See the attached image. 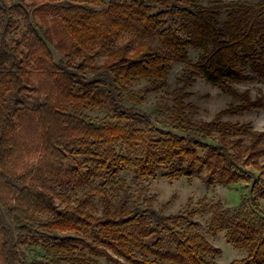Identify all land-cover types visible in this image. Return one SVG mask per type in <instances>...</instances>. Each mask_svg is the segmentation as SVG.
I'll return each mask as SVG.
<instances>
[{"label": "trees", "instance_id": "trees-1", "mask_svg": "<svg viewBox=\"0 0 264 264\" xmlns=\"http://www.w3.org/2000/svg\"><path fill=\"white\" fill-rule=\"evenodd\" d=\"M60 1L0 4V264H99V258L109 264H220L213 259L220 250L190 222L189 216L203 210L165 216L147 204L110 196L107 187L126 193L120 178L126 170L146 180L169 168L172 179L197 173L209 184H251V192L264 200V132L222 121V114L194 122L185 103L186 89L202 77L239 99L240 110L263 107L261 99L239 94L232 85L264 75V0L216 2L212 8L189 1L110 0L106 9L93 7L103 0ZM46 10L55 11L71 39L65 65L52 64L33 24ZM21 24L25 30L17 39ZM124 36L129 41L119 45ZM189 48L202 52L196 63ZM102 54L106 60L98 64ZM243 62L252 63L255 74ZM174 63L185 65L186 73L167 107L171 130L153 127L149 115L119 102L116 123L90 122L84 114L138 81L149 86L130 97L144 103L148 92L166 87ZM38 70L50 74L57 89L43 103L31 94ZM28 113L43 125V158L31 165L17 141ZM118 145L136 156L118 153ZM84 188L90 192L81 197L69 193ZM97 196L100 215L90 209ZM226 223L217 215L212 225ZM236 228L245 232L248 255L230 264H264V236L250 225ZM165 237L169 250H162ZM25 248L44 255L29 260Z\"/></svg>", "mask_w": 264, "mask_h": 264}, {"label": "rangeland", "instance_id": "rangeland-1", "mask_svg": "<svg viewBox=\"0 0 264 264\" xmlns=\"http://www.w3.org/2000/svg\"><path fill=\"white\" fill-rule=\"evenodd\" d=\"M70 1V0H68ZM102 6H93L97 9H106L110 0H103ZM189 1L196 5L204 7H215L219 2L223 5L232 2L257 3L258 0H176ZM18 4L19 0H0V4ZM61 0L60 3H64ZM220 21L227 20V10H220ZM33 24L40 28L41 36L46 41L53 57L52 64L65 65L67 62L66 54L69 52L71 39L67 33L64 23L56 16L55 11L46 10L40 16L33 20ZM20 30L15 33L18 39L20 32L25 30L24 24L19 25ZM129 38L124 36L118 43L119 45L128 42ZM189 59L196 63L202 56V52L189 48ZM106 56L102 54L97 58L98 64H103ZM249 73H254L252 63L242 64ZM38 66V65H36ZM39 71V70H38ZM186 73V66L181 63H174L166 79V87L159 91H150L144 96V103H134L130 94H139L149 86L146 81L133 83L126 91H120L119 97H109L103 108H85L84 114L90 122H111L116 123L114 117V105L119 102L124 107L133 109L139 113H145L152 119L153 127L171 130L168 124L167 107L172 106L175 91L182 86L179 82ZM92 78L91 74L87 75ZM104 78H98L103 80ZM34 86L37 90L31 93L42 103L48 97H56L57 89L54 80L47 72H36L33 76ZM112 84L111 80H108ZM113 85V84H112ZM232 88L239 94L250 93L252 100L261 99L263 107L243 111L238 109L241 105L239 99L228 93L225 89L207 83L202 77H197L195 81L186 89L187 111L194 122H210L222 114L221 120L240 125H250L256 131L264 132V75H258L254 82H245L233 84ZM117 93V94H118ZM116 94V95H117ZM144 127V126H143ZM43 125L37 115H26L22 122V130L18 135V143L25 149L26 161L30 165L38 162L42 157L43 148ZM117 152L130 158L136 154L126 149L122 145L116 147ZM81 157H79V160ZM69 164V163H68ZM171 171L165 168L158 172L154 177L146 180H138L132 170H126L120 175V178L126 182L125 191L115 187L108 186L110 196L120 195L125 197L131 204H147L158 213L165 216L190 215L195 210H203L195 216H189L190 222L199 225L197 230L209 243L220 250V254L213 259L220 264H230L235 260H241L248 255V247L243 242L244 230L236 228L239 225H250L251 230L258 237L264 236V200L257 198L251 192L252 185L239 183L231 186H223L219 183L209 184L205 176L193 173L191 176L172 179L169 177ZM103 181L97 182L96 186L102 187ZM90 192V188L78 189L75 192H69L73 198L81 197ZM91 211L100 215L102 212L100 199L95 197L90 207ZM221 216L226 220L223 227L213 228V219L215 216ZM187 231V224L181 227ZM157 237L151 239L156 242ZM166 246L162 250H169L170 241L165 237ZM29 260L44 255L40 249H24ZM99 264H109L105 258L97 259Z\"/></svg>", "mask_w": 264, "mask_h": 264}]
</instances>
